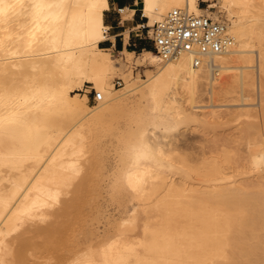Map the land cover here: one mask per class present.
I'll return each instance as SVG.
<instances>
[{
  "label": "bare ground",
  "instance_id": "6f19581e",
  "mask_svg": "<svg viewBox=\"0 0 264 264\" xmlns=\"http://www.w3.org/2000/svg\"><path fill=\"white\" fill-rule=\"evenodd\" d=\"M140 2L148 26L179 8L224 21L234 44L198 65L148 49L119 60L98 46L108 0H0V264L48 251L66 252L64 264H264V0ZM86 83L96 105L79 93ZM127 110L133 124L101 184L94 129ZM183 124H230L223 135L238 146L181 149Z\"/></svg>",
  "mask_w": 264,
  "mask_h": 264
},
{
  "label": "rangeland",
  "instance_id": "374dc122",
  "mask_svg": "<svg viewBox=\"0 0 264 264\" xmlns=\"http://www.w3.org/2000/svg\"><path fill=\"white\" fill-rule=\"evenodd\" d=\"M201 6H203V5H205L206 4V2H204V1H202L201 3ZM141 51V50H140ZM139 52V51H138ZM112 54H114L115 55V57H117V59H119V60H122L123 59V54L122 53H120V51L119 52H112ZM119 66H120V64H118ZM145 68H148V66H145V65H135V67H134V70H132L133 71V74L135 75V76H137V75H139V77H141V78H146V76L144 75V74H146L144 71H145ZM120 69L121 70H123L124 72H127V70L125 71V69H124V66L122 65V67H120ZM116 78H120V79H122V81H123V78L121 77V76H118V75H115L113 78H112V82L114 83V79H116ZM124 83V82H123ZM123 85V84H122ZM121 85V86H122ZM121 86H119V87H121ZM116 88H119V87H117V86H115ZM85 89H87V90H85ZM89 90H90V92H89ZM91 92H93V89L91 90V84H89V83H86L83 87H82V89L81 90H79V93H81V94H86L87 95V97H88V100H86V102L89 104V105H96L97 103L96 102H92V99H91V95H92V93ZM255 102H256V100H255ZM203 103H205V102H203ZM219 106H223V105H219ZM219 106H218V108H219ZM224 107V106H223ZM223 107H221L220 109H222ZM125 110V109H124ZM125 112V113H124ZM118 111V113H116L115 114V116H113V117H111V118H107L106 117V119H107V121H106V119H103L104 120V123H101V122H103V121H101L100 123L101 124H103V127L101 128L100 126H98L99 127V129L98 130H101V131H96V128L94 129V131L95 132H101V133H99V134H95V136H98L99 137V140L100 139H102V141H99V140H97V142H99V143H101V144H98V143H96L95 142V147H93L92 149H91V151H94L93 153L94 154H92V160H91V163L93 164V166L92 167H94V169L92 168V167H90V168H92L93 169V171L97 168H99L100 169V166H101V169L99 170V172H98V170H97V172H95L96 174H97V177H96V175L95 174H93V171L91 170V172H92V174L94 175V181H98L99 182V180H100V182L99 183H101V184H103L104 183V180L105 179H107L106 177H105V175L106 174H108V173H110L112 170L110 169V167L112 166V164H113V160L115 159V156H116V154H117V150H119L120 148H121V144H120V141H121V138H123V136H125V134H124V132H125V129L127 130L126 131V133L128 132V135H129V131H128V127L127 126H131L132 124H133V120H132V118H131V116L133 117V114H132V112H131V110H130V112L127 110V112H129V113H126V111ZM131 113V114H130ZM110 117V116H109ZM106 121V122H105ZM102 126V125H101ZM190 125L189 124H183L182 126H181V128L178 130V135H179V137H178V135H177V139L178 140H176V143H177V145H178V147L179 148H181V149H192V148H195L196 146H197V144H199V143H203V141H201V140H204V142L206 143V144H208V143H210L211 141V143H213L214 144V146H211V144H208V145H210V146H208V145H206L205 143H203V145L205 144L207 147H219V145L220 146H225V147H233V146H235V144H236V147L235 148H237V143H235V144H233V146H232V142H235L234 141V139L232 138H226V137H224V135H230V132L232 131V129H230L231 127V125L229 124H227V126H229V127H227L226 126V124H225V126H221L220 124H218V125H216V127L217 128H215L214 129V127H213V129H214V131H216V133L217 134H219V136L215 133V132H212V131H208L209 130V128L208 129H205V130H207V131H199V130H197V129H200V127L198 128L197 127V129L195 128L194 129V127L193 128H190L189 127ZM128 129H127V128ZM192 127V126H191ZM221 127H224V128H221ZM226 127H227V129H226ZM194 129V130H193ZM206 132H207V134H206ZM220 132V133H219ZM209 133V134H208ZM211 133H213V134H211ZM228 133V134H227ZM193 134V135H192ZM206 134V135H205ZM222 134V135H221ZM224 134V135H223ZM128 135H126V136H128ZM203 135H204V137H203ZM213 136V138H212V136ZM214 135H217L218 136V140H217V138H216V136L214 137ZM93 136L94 135H91L90 137H92V138H90L89 137V140L91 139V142L93 143V140H96V138L98 139V137H96L95 139H93ZM101 137V138H100ZM199 137V138H198ZM209 137L210 138H212L211 140L209 139ZM229 137V136H228ZM221 138H223V139H221ZM93 139V140H92ZM194 139V140H193ZM216 139V140H215ZM187 140V141H186ZM207 140H209L210 142H208ZM214 140V141H213ZM227 141V143L226 142H224V141ZM231 140H233V141H231ZM200 141V142H199ZM216 141H219V143L218 142H216ZM220 141H223L224 142V144L222 143H220ZM230 141H231V143H230ZM179 142V143H178ZM188 142V143H187ZM201 143V144H202ZM218 143L219 145H217L216 146V144ZM98 144V145H97ZM105 144V145H104ZM212 144V145H213ZM227 144V145H226ZM229 144H231V146L229 145ZM102 146V147H97V146ZM202 145V146H203ZM205 145H204V147H205ZM106 146V148H104ZM184 146H185V148H184ZM189 146V147H188ZM198 146H200V145H198ZM188 147V148H187ZM207 147H205V148H207ZM216 148V149H217ZM222 147H220V149H221ZM234 148V147H233ZM98 149V150H97ZM209 149H211V148H209ZM219 149V148H218ZM89 156H90V154H89ZM88 156V158H90ZM86 157H87V155H86ZM98 162V163H97ZM104 164H103V163ZM96 163V164H95ZM99 165V166H98ZM104 165V166H103ZM98 166V167H97ZM103 167V168H102ZM105 167V168H104ZM85 170V169H84ZM84 170H82L83 172H84ZM83 174V173H82ZM81 174V176H79V177H82L83 175ZM91 175V174H90ZM89 175V178H91L92 176H90ZM99 176V177H98ZM78 177V178H79ZM77 178V179H78ZM93 179V178H92ZM92 179H90L91 181H92ZM98 179V180H97ZM76 180V179H75ZM79 180V179H78ZM102 180V181H101ZM76 182H77V180H76ZM76 182H75V184H76ZM93 182V181H92ZM98 182H96V183H98ZM74 184V185H75ZM70 187H72V186H70ZM71 189V188H70ZM100 195V194H99ZM72 196V192L71 191H69V192H67V194L65 195V194H63V198H70ZM100 201L102 202V203H105V206H104V209H103V213H106L107 215H108V217L109 218H112L113 216H117V213H119V207L117 206V203L116 204H114L115 202H113L114 200L113 199H111V197L109 196V193H107L106 192V190L104 189V187L103 188H101V197H100ZM130 204V203H129ZM60 205H55L54 207H53V209L54 208H57V207H59ZM117 208H116V207ZM127 206H129L128 205V203H127ZM119 209V210H118ZM110 214V215H109ZM101 219V222H100V224H98V225H103V221H105L104 220V218H100ZM40 223H42V224H44L43 222H40ZM96 223H99V222H94V224H96ZM99 230H101V228L99 229ZM45 236V235H44ZM42 239V236L39 238V237H37V238H35V242H38V241H40ZM65 254V255H64ZM37 256H38V258H36V257H33V256H30L31 258H33L34 260V262H36V260H37V262H36V264H64L65 263V257H66V255H67V253L66 252H59V253H51V252H43V254L42 253H37L36 254ZM44 257V258H43ZM58 258V259H57ZM44 259V260H43ZM42 260V261H41ZM55 260V261H54ZM43 262V263H42ZM63 262V263H62Z\"/></svg>",
  "mask_w": 264,
  "mask_h": 264
},
{
  "label": "built area",
  "instance_id": "2783aa9c",
  "mask_svg": "<svg viewBox=\"0 0 264 264\" xmlns=\"http://www.w3.org/2000/svg\"><path fill=\"white\" fill-rule=\"evenodd\" d=\"M140 28L145 30V38L152 41L153 50L164 61L190 55L193 64L198 65L205 55L225 52L234 44L224 21L192 15L179 8L171 9L153 25L142 24ZM122 84V79H114L115 86ZM91 93L92 102L102 99V94L95 89Z\"/></svg>",
  "mask_w": 264,
  "mask_h": 264
},
{
  "label": "crops",
  "instance_id": "0c3cea01",
  "mask_svg": "<svg viewBox=\"0 0 264 264\" xmlns=\"http://www.w3.org/2000/svg\"><path fill=\"white\" fill-rule=\"evenodd\" d=\"M140 6V0H108V7L103 13L107 36L100 40L98 46L110 49L111 52L123 49L134 52L143 49L153 50L152 41L145 38V30L140 28L142 24H146L147 19L142 14ZM123 7L128 8L126 15L121 11Z\"/></svg>",
  "mask_w": 264,
  "mask_h": 264
}]
</instances>
